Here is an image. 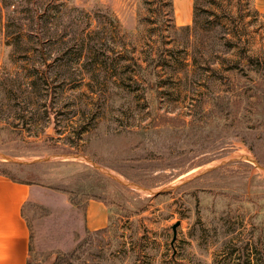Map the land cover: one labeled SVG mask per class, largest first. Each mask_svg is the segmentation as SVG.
Returning a JSON list of instances; mask_svg holds the SVG:
<instances>
[{
  "label": "rangeland",
  "instance_id": "obj_1",
  "mask_svg": "<svg viewBox=\"0 0 264 264\" xmlns=\"http://www.w3.org/2000/svg\"><path fill=\"white\" fill-rule=\"evenodd\" d=\"M172 1L0 0V173L29 185L28 264H264V0L205 19L219 38L241 9L258 75L227 70L231 34L180 42L193 0Z\"/></svg>",
  "mask_w": 264,
  "mask_h": 264
},
{
  "label": "crops",
  "instance_id": "obj_2",
  "mask_svg": "<svg viewBox=\"0 0 264 264\" xmlns=\"http://www.w3.org/2000/svg\"><path fill=\"white\" fill-rule=\"evenodd\" d=\"M177 15L179 23H188L179 9ZM29 191L26 183L0 173V264H28L30 230L23 208ZM88 209L90 229L107 225L108 211L102 202L91 203Z\"/></svg>",
  "mask_w": 264,
  "mask_h": 264
},
{
  "label": "trees",
  "instance_id": "obj_3",
  "mask_svg": "<svg viewBox=\"0 0 264 264\" xmlns=\"http://www.w3.org/2000/svg\"><path fill=\"white\" fill-rule=\"evenodd\" d=\"M215 1V0H213ZM159 2V9H158V14L160 16H167V14L170 16V18H172V15H174V6H173V1L172 0H158ZM165 3V4H164ZM164 5H166L169 9V13H166L165 9H164ZM212 5V0H193V17H192V23L191 24H185V25H174V30L177 33H180L182 37L180 42L183 41H189L191 40L196 34V35H201L202 36V32H208V34H210L211 32V36L213 37L214 41L218 42L219 44H221V48L217 49V50H226L225 45H227L228 47V42L227 39H229L227 36L229 34L232 35V37L235 38V43L234 46L238 47V59L233 61V65L231 67H229L227 70H231V69H239L240 71L246 73L247 75H258V72L252 67V63L253 61H255V57H253L252 55H250L248 53V50L246 48V28L242 27L240 25L241 20L243 19V12L241 11V9H239V14L237 16H233L232 14L228 13L227 11H224V15L226 17L229 18L230 20V24H231V29L227 32L223 33V36H219V33H222L223 31H221L220 27L218 25L215 26H210V23L205 19L209 18L208 15L211 14V9L210 6ZM254 8V12L258 15H263V13H261L257 8ZM207 30V31H206ZM200 37V36H199ZM230 40V39H229ZM211 45L213 46V48H211V50H216L214 48L213 45V41H211ZM216 50V51H217ZM160 55L159 58L162 56L161 53H159ZM158 58V57H157ZM159 64V63H158ZM72 256H75L74 254ZM62 263H69V258L67 257H62ZM56 263H61L60 260H58Z\"/></svg>",
  "mask_w": 264,
  "mask_h": 264
},
{
  "label": "water",
  "instance_id": "obj_4",
  "mask_svg": "<svg viewBox=\"0 0 264 264\" xmlns=\"http://www.w3.org/2000/svg\"><path fill=\"white\" fill-rule=\"evenodd\" d=\"M243 157H246V156H245L243 153H241V152H235V153H233V154H230V155H228L227 157H224L223 159H221V160H219V161H217V162H214V163L208 164V165L202 167L201 169H199L198 171H196V172H194V173L188 175L187 177L178 180L175 184L168 186L166 189L171 188L172 186H176V185H178L179 183H183V182H185L186 180H188V179H190V178H193V177H195V176H197V175H199V174H202V173H205V172H207V171H210V170H212V169H214V168H216V167H218V166H220V165H222V164H225V163H227V162H229V161H231V160H233V159H236V158H243ZM247 159H252V158L249 156ZM251 161H253V160H251ZM262 171H263V173H264V168H262ZM121 182H124V183H126L127 185L134 186V187H136L137 189H142L141 191H142V192H146V193H153V194L155 193V194H158V193H160L161 191L166 190V189H162V190H147V189H144V188H142V187H140V186H138V185H136V184H134V183H130V182L125 181V180H121ZM177 225H178V224L173 225V230H174V232H176Z\"/></svg>",
  "mask_w": 264,
  "mask_h": 264
},
{
  "label": "bare ground",
  "instance_id": "obj_5",
  "mask_svg": "<svg viewBox=\"0 0 264 264\" xmlns=\"http://www.w3.org/2000/svg\"><path fill=\"white\" fill-rule=\"evenodd\" d=\"M180 20H181V19H180ZM242 146H243V145H242ZM244 147H245V146H244ZM244 147H243V148L241 147L240 152L243 153L246 157H249V156H248L249 153L247 152V149H245Z\"/></svg>",
  "mask_w": 264,
  "mask_h": 264
}]
</instances>
